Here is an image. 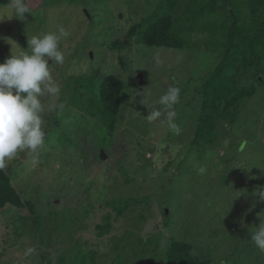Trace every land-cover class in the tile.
I'll return each instance as SVG.
<instances>
[{"label": "rangeland", "instance_id": "374dc122", "mask_svg": "<svg viewBox=\"0 0 264 264\" xmlns=\"http://www.w3.org/2000/svg\"><path fill=\"white\" fill-rule=\"evenodd\" d=\"M163 1L26 0L32 14L0 20V63L21 51L19 46L27 49L28 36L59 27L70 33L60 44L63 65H50L62 91L59 97L42 98L46 108L52 106L43 116L45 145L32 155L18 153L5 168L23 199L34 204L35 214L29 208L0 210V264H44L43 251L56 260L75 246L70 228L82 248L94 254L84 257L77 251L78 264H136L140 239L150 241L148 261L155 242L160 239L164 249L170 238L191 243L196 259H210L209 264H264V254L250 240L258 215L264 216V201L257 195L264 190V88L241 107L234 123L218 120L214 142L193 143L202 99L198 88L218 53L203 45L207 34L200 19L192 22V43L183 48L145 44L138 27L129 33L133 25L154 19ZM9 3L0 4V17L12 15ZM9 39L17 45L12 47ZM117 39L125 42L121 50L112 49ZM95 72L115 74L124 83L113 133L72 98L76 79ZM169 88L179 89L170 108L159 103ZM151 111L160 116L149 122ZM170 119L178 134L170 130ZM86 124L92 126L88 134ZM130 197L140 199L136 209L114 219L110 203ZM109 212L113 227L100 234L96 225ZM38 214L50 238L45 243L33 222ZM57 217L62 223L54 228ZM25 223V233L17 232ZM57 230L67 246L58 241ZM28 248L34 251L26 255ZM158 255L163 264L164 256Z\"/></svg>", "mask_w": 264, "mask_h": 264}, {"label": "trees", "instance_id": "16d2710c", "mask_svg": "<svg viewBox=\"0 0 264 264\" xmlns=\"http://www.w3.org/2000/svg\"><path fill=\"white\" fill-rule=\"evenodd\" d=\"M179 1H183L182 5L178 4ZM185 1L188 4L184 0L163 1V6L158 9L161 14L157 11V14L154 13L155 18L151 21L146 22L147 19H144L136 26L133 25L130 27L129 33L134 34L138 27L141 30L139 41L145 44L166 48H183L192 43L189 38V35L195 30L192 22L200 19L201 26L204 28L203 32L207 34L203 45L212 50L211 52L218 54L215 55L216 64L202 77L201 86L198 88L202 97L201 108L192 141L198 143L199 140L206 139L207 142H214L218 136L216 131L219 126L218 120L223 119L234 123L241 107L254 97L260 86L264 88V0H201L197 5L191 4L196 0ZM9 2L10 0H0V4ZM190 8L195 9L189 13ZM210 26L212 29L207 32ZM212 31L215 33V37ZM124 45V41L117 39L112 42V49L121 50ZM112 52L115 53V51ZM117 53L120 58V51ZM121 64H124L123 59ZM96 74L80 75L72 87V98L79 101L78 105L82 107L85 114L97 117L101 127L105 131L113 133L118 120L124 83L115 74L98 75L100 77L98 82L95 78ZM87 91L90 92L88 99L85 96ZM59 99L57 98V101ZM85 128V133L88 134L92 126L86 124ZM143 197H149V195ZM139 200L136 197H130L111 202L110 205L114 210L112 211L117 214L114 219L129 215L136 209L133 206L138 205ZM8 207L29 208L32 213L35 212L32 201L23 199L13 184L10 172L3 169L0 170V210ZM87 213H90L88 209ZM21 217L28 218L27 216ZM112 217V212H109L103 217L104 223L96 225L100 234L112 229ZM141 218L144 216L142 215ZM33 222L38 226L37 230L40 232L42 242L49 241L50 238L44 235L41 215L38 214L34 217ZM60 223L62 222L58 221L57 217L54 228ZM26 229L25 223L16 231L20 230L19 232L24 234ZM50 231L52 233L54 229ZM65 231L67 230L63 232ZM68 231L69 238L75 243L74 249L64 250V253L56 260L47 258L49 254L43 251L40 257L42 261L45 260L44 264H78V261L75 260L77 251L84 257L85 254H88L94 258L93 251L87 252L82 248L79 240L72 234L71 228ZM54 234L58 241L63 244L67 243L64 235L58 230ZM138 242L143 248H135L136 254H141V259L138 260L137 257L136 264H159L160 256L158 254L164 256L166 263L163 262V264H209L211 262L210 259H196L192 252L193 245L175 238H170L164 249L160 248L161 242L158 239L152 249L150 259L145 261V246L150 241L140 239ZM75 249L76 252L72 255V251ZM132 256L135 258L133 253ZM128 262L132 264L131 260Z\"/></svg>", "mask_w": 264, "mask_h": 264}, {"label": "clouds", "instance_id": "9594fccd", "mask_svg": "<svg viewBox=\"0 0 264 264\" xmlns=\"http://www.w3.org/2000/svg\"><path fill=\"white\" fill-rule=\"evenodd\" d=\"M8 7L12 15H4L0 20L5 17L24 20L25 13L32 14L26 0H10ZM69 35L65 28L59 27L56 31L28 36L27 49L18 45L21 51L13 52L11 48L12 55L0 63V170L5 169L18 153L32 155L45 145L43 116L52 106L46 108L42 98L59 97L61 93L50 65H63L65 57L60 44ZM7 42L12 47L15 43L10 39ZM143 94L145 99L147 94ZM178 98L179 89L169 88L159 103L170 108ZM144 99L141 101L143 104ZM172 115L174 113H170V117ZM159 116L158 111H151L147 119L152 122ZM169 128L176 134L180 131L171 119ZM203 171L201 168L200 172ZM257 195L260 201H264V190H258ZM258 216L260 223L255 230L250 229V240L264 254V216ZM33 251L28 248L26 255Z\"/></svg>", "mask_w": 264, "mask_h": 264}]
</instances>
